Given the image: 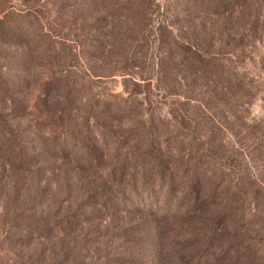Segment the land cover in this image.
<instances>
[{
    "label": "rangeland",
    "instance_id": "374dc122",
    "mask_svg": "<svg viewBox=\"0 0 264 264\" xmlns=\"http://www.w3.org/2000/svg\"><path fill=\"white\" fill-rule=\"evenodd\" d=\"M211 59L234 80L192 68ZM54 83L81 92L63 127L38 123ZM72 134L73 160L32 142ZM0 137V264H181L171 244L199 238L188 264H264V0H0ZM152 137L183 156L249 150L200 216L163 222L99 196ZM11 146L30 168L4 157Z\"/></svg>",
    "mask_w": 264,
    "mask_h": 264
},
{
    "label": "trees",
    "instance_id": "16d2710c",
    "mask_svg": "<svg viewBox=\"0 0 264 264\" xmlns=\"http://www.w3.org/2000/svg\"><path fill=\"white\" fill-rule=\"evenodd\" d=\"M197 66L199 67H192L196 68L194 69L196 72L205 73L206 70L212 74L219 73V77H224L228 82L234 80L233 75L227 71L226 67L220 65L216 60H199ZM51 80L54 79L47 78L45 80L46 84L50 85L49 81ZM72 86L67 83L65 87H60L54 83L48 92L45 91L43 98H41L45 106V114L39 116L38 123L45 122L50 127L51 124L59 121L63 127L66 120L70 122L78 118L79 107L82 104L81 92L76 86ZM53 88L56 91H53ZM105 105L106 111L112 110L113 112L123 110L122 108L125 106L122 105L121 99L109 101ZM140 130L143 133L150 131L149 128L143 127V125ZM5 136L4 133L2 138ZM79 136L81 135L72 134L67 140L66 136L62 135L58 137V140H52L48 135H39V138L33 139L32 142H37L38 149L41 152H45L56 160H73L71 153L76 151L77 145L82 141L78 138ZM72 138L74 139L72 140ZM170 141L172 139L163 141L161 138L156 137L144 140L146 144L144 153L137 157L133 164L129 165L125 162L113 172L115 174L113 179L115 177L117 179L116 189L108 187V189L101 191L99 196L104 195V197H107L105 192H109L111 196L107 200L112 202L110 203L111 206L135 213H143L161 219L163 222H174L181 215L184 217L200 216L207 209L205 201L208 198L211 202L224 193L221 185L225 182V178L232 174V166L228 161L233 160L234 163L236 160L242 159V155L246 153L245 150H249L247 144L244 149L243 147L231 149L236 153L232 159H228L229 156L226 158L218 157L217 152L226 145V143L222 142L221 144L220 142L215 143L214 147L206 146L199 154L197 151L195 154L191 152L187 156H183L171 149ZM1 148L0 145V151H3ZM261 148L264 149V147ZM3 153L4 157L15 161L19 167L30 168L33 164L31 163L33 157H26L22 150L13 151V146ZM239 182L243 183L242 179H239ZM244 191V193L236 194V201H234L237 203L235 208L238 209L240 214H243L246 210L247 192ZM209 202L208 204H210ZM38 221L41 222L43 227L49 223L46 217L40 218ZM158 230L161 232V228H158ZM196 240L193 243L175 241L171 244L174 247L170 249L169 254L176 256L181 264H188L193 259L197 260L201 254L202 240L201 238ZM181 241H185V239ZM192 252H197L199 255L190 258Z\"/></svg>",
    "mask_w": 264,
    "mask_h": 264
}]
</instances>
